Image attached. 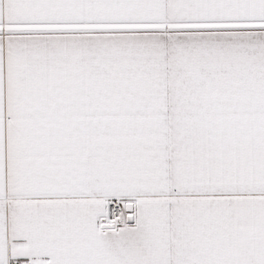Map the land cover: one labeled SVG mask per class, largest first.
Wrapping results in <instances>:
<instances>
[{
  "label": "snow or ice",
  "instance_id": "obj_1",
  "mask_svg": "<svg viewBox=\"0 0 264 264\" xmlns=\"http://www.w3.org/2000/svg\"><path fill=\"white\" fill-rule=\"evenodd\" d=\"M0 264H264V0H0Z\"/></svg>",
  "mask_w": 264,
  "mask_h": 264
}]
</instances>
